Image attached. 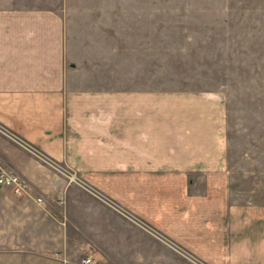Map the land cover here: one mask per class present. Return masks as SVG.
Instances as JSON below:
<instances>
[{"label":"crops","instance_id":"0c3cea01","mask_svg":"<svg viewBox=\"0 0 264 264\" xmlns=\"http://www.w3.org/2000/svg\"><path fill=\"white\" fill-rule=\"evenodd\" d=\"M75 1L0 0V127L205 263L264 264V168L235 180L222 93L106 82L107 47L86 29L117 26L91 20L97 0L76 20ZM0 168L29 184L0 186V264H148L142 249L170 264L166 244L130 241L139 228L1 130Z\"/></svg>","mask_w":264,"mask_h":264},{"label":"rangeland","instance_id":"374dc122","mask_svg":"<svg viewBox=\"0 0 264 264\" xmlns=\"http://www.w3.org/2000/svg\"><path fill=\"white\" fill-rule=\"evenodd\" d=\"M97 2L107 9L90 14L91 20L100 19L107 26H117L86 29V35L98 36L100 32L98 39L103 44L99 52L104 53L103 48L107 47V60L100 62L108 70L106 82L126 88L150 86L222 93L226 104L228 154L230 165L235 168V180L238 176L243 179L248 171L256 172L257 179L258 169L264 168V0ZM81 3L86 5L87 1L76 0L73 4L76 20L80 22L86 16L82 8L78 9ZM110 30L118 39L110 36ZM57 167L68 183L106 202L108 208L122 214L134 229H140L137 234L132 233L130 241L135 235L140 243L145 240L149 246L166 244L174 254L169 257L170 264H207L163 236L80 173L63 165ZM136 220L147 224L146 228L136 224ZM144 251H138L144 261L150 257L152 262H159ZM130 257V253L123 254L125 264H131ZM150 259L148 264H152Z\"/></svg>","mask_w":264,"mask_h":264},{"label":"built area","instance_id":"2783aa9c","mask_svg":"<svg viewBox=\"0 0 264 264\" xmlns=\"http://www.w3.org/2000/svg\"><path fill=\"white\" fill-rule=\"evenodd\" d=\"M0 130L2 133H4L8 138H10L13 142L24 148L25 150L29 151L38 159L41 161L50 164L51 166L57 168V165H55L46 155H44L38 148L18 136L17 134L13 133L12 131H9L7 129H4L0 127ZM61 172V170H59ZM73 176V175H72ZM69 177V175H68ZM75 178L74 176L72 177ZM70 178V179H72ZM69 179V181H70ZM0 186H8L12 189L15 195L17 196H23L25 194H28L29 192V184L20 174L14 171L5 170L3 168H0ZM40 200V199H39ZM136 224L139 226L146 228L147 224L140 222L138 220L135 221ZM82 262L85 264H89L91 262L90 257H85L82 259Z\"/></svg>","mask_w":264,"mask_h":264}]
</instances>
